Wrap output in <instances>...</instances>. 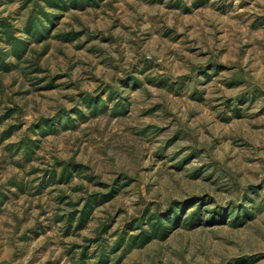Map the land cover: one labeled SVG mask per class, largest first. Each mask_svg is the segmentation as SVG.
I'll list each match as a JSON object with an SVG mask.
<instances>
[{
  "label": "rangeland",
  "instance_id": "rangeland-1",
  "mask_svg": "<svg viewBox=\"0 0 264 264\" xmlns=\"http://www.w3.org/2000/svg\"><path fill=\"white\" fill-rule=\"evenodd\" d=\"M0 264H264V0H0Z\"/></svg>",
  "mask_w": 264,
  "mask_h": 264
}]
</instances>
